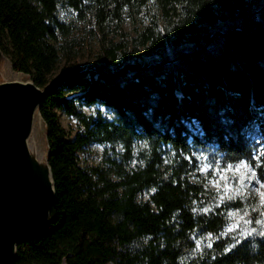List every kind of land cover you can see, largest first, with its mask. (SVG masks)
I'll return each mask as SVG.
<instances>
[{
	"label": "trees",
	"instance_id": "16d2710c",
	"mask_svg": "<svg viewBox=\"0 0 264 264\" xmlns=\"http://www.w3.org/2000/svg\"><path fill=\"white\" fill-rule=\"evenodd\" d=\"M61 9L92 23L91 68L77 63L84 38ZM128 19L143 23L135 36ZM0 47L41 88L70 63L41 108L51 222L19 245L16 264H264V227L226 230L242 202L218 204L194 156L250 162L264 143V0H0ZM96 105L114 117L80 108ZM56 109L78 121L73 139ZM95 143L103 159L87 170L78 152Z\"/></svg>",
	"mask_w": 264,
	"mask_h": 264
},
{
	"label": "water",
	"instance_id": "95a60500",
	"mask_svg": "<svg viewBox=\"0 0 264 264\" xmlns=\"http://www.w3.org/2000/svg\"><path fill=\"white\" fill-rule=\"evenodd\" d=\"M67 75L41 88L0 47V264H16L19 245L51 222L56 190L41 108Z\"/></svg>",
	"mask_w": 264,
	"mask_h": 264
},
{
	"label": "rangeland",
	"instance_id": "374dc122",
	"mask_svg": "<svg viewBox=\"0 0 264 264\" xmlns=\"http://www.w3.org/2000/svg\"><path fill=\"white\" fill-rule=\"evenodd\" d=\"M59 18L64 22L73 21L76 25L73 34H76L77 38H84V48L76 61L82 69L91 68L97 60L100 48L97 37L89 31L93 27L92 23L87 24L78 20L70 9H61ZM142 24L141 20L133 23L128 19L124 28L130 32L131 36H135L136 26ZM110 37H113V34ZM113 38L115 41L119 40V37ZM3 41L8 45L7 37ZM69 64L65 58H62L56 70L51 74L50 80L65 73L63 69ZM80 108L86 114H95L97 110H101L110 119L115 115L113 111L100 105L82 106ZM56 112L59 115L61 125L68 131L70 138L73 139L81 129L78 121L60 109H56ZM104 148V145L95 143L87 146L84 151L78 152L79 165L87 170L91 166L99 165L103 159ZM194 156L198 160V170L196 172L204 175L208 185L214 190L218 204L231 199L242 202V207H234L229 211L230 222L226 230L237 237H244L248 234L242 235V233L251 232L253 234L255 231L262 229L264 227V215L259 219L261 223H255L249 218L248 214L250 212L248 209L256 208L257 214L264 213V143L257 147L253 160L250 162L243 160L236 164H226L214 152L210 151L195 152ZM238 164L241 167L237 170L236 165ZM138 165H141L138 158L133 159L130 164L131 167ZM205 165L208 166L206 170ZM226 165H232V168L228 169ZM241 177H243L242 183L240 182ZM192 179H199V176L194 175ZM221 197H223V200H221ZM248 198L250 199L248 200ZM251 203H254V205ZM200 243L201 240H197L198 247Z\"/></svg>",
	"mask_w": 264,
	"mask_h": 264
},
{
	"label": "snow or ice",
	"instance_id": "6c2138e0",
	"mask_svg": "<svg viewBox=\"0 0 264 264\" xmlns=\"http://www.w3.org/2000/svg\"><path fill=\"white\" fill-rule=\"evenodd\" d=\"M207 165H205V170L207 169ZM241 167V165H236V168H237V170L239 169ZM226 168H228V169H231L232 168V165H226ZM254 174V173H253ZM223 178V177H222ZM233 179H235V177H233ZM242 181H243V177H241L240 178V182L242 183ZM230 199H231V197H229ZM221 200H223V197H221ZM205 211H207V209H205ZM261 215H264V213H261ZM257 223H261V221L260 220H257L256 221ZM253 231H255V230H253ZM243 234H248V235H250L251 234V232H248V233H242V235ZM260 235H264V231H262V232H260L259 233ZM208 247H211V244H209L208 245ZM228 250H230V249H228Z\"/></svg>",
	"mask_w": 264,
	"mask_h": 264
}]
</instances>
